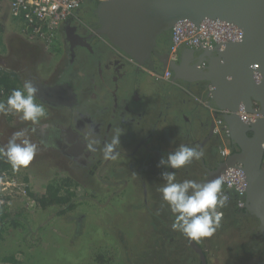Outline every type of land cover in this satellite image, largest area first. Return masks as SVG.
<instances>
[{"label": "rangeland", "instance_id": "obj_1", "mask_svg": "<svg viewBox=\"0 0 264 264\" xmlns=\"http://www.w3.org/2000/svg\"><path fill=\"white\" fill-rule=\"evenodd\" d=\"M0 6V15L5 16L3 21L0 18L4 27V34L0 39L3 43V47L0 46V65L19 71L22 84L27 80L28 65L33 69L31 73L38 79L50 74L52 70L58 73L59 66L60 71H63L67 61L62 60V65L61 62L55 65L60 61L61 51L56 53L58 49L48 48L41 41L24 34L19 21L11 19L8 0L1 2ZM82 13L78 12L79 15ZM61 36L63 40V33ZM59 42H62L61 39ZM91 71L93 69L89 67V72ZM20 116L21 114L13 113L12 117L0 120V141L6 146L13 133L27 129V138L39 145V151L26 168L14 170L15 173L28 177L31 191L40 195L46 193V186L50 182L63 181L66 177L78 182L71 186V190L76 193L75 207L70 210L74 217L67 221L66 215H55L58 205L41 210L37 201L29 195L19 197L12 207L23 212L26 223L6 226L7 231L0 238V257L14 254L16 261L13 264H179L180 255L186 251V246L178 237L175 238L173 248L164 245L166 236L163 237L160 226L163 219H173V214L159 191L166 184L161 174L164 171H174L177 182L189 179L202 183L204 171L200 160H194L180 169L158 167L161 158L166 159L168 155L162 151L167 147L177 149L180 145L160 146V142H152L151 147L160 148V153L148 160L140 154V159L137 156L128 161L126 156H122V152L130 151L128 148L131 144L132 148L135 147L136 138L140 135L152 136L154 131L144 132L142 124L145 122L139 125L137 121L121 114L117 117L113 131L104 139L106 124L103 121L109 118L104 112L99 115L100 122L96 126L95 136L99 143L94 146V156L74 159L57 146L41 141L37 129L32 131L33 124L23 121ZM46 119H42L41 123ZM121 122L123 128L120 127ZM116 128L124 131L120 138L121 146L117 149L120 155L116 160H106L102 149L111 141ZM38 129L41 131L40 127ZM172 133L176 134L177 131ZM213 146L217 148L215 144ZM143 175L147 177L145 181L142 179ZM140 185L145 186V191L149 193L147 205L143 204V187ZM243 229V226H233L231 230L228 228L219 233V236L224 237L222 244L226 248H247L240 247L247 238L242 239L237 234ZM215 234L216 232L204 237L205 241H210V248L222 246L220 242L211 239ZM131 243L136 247L134 251L129 250ZM216 249L208 257L209 264H230L226 262V250L221 247ZM249 251L253 257L242 254V259L238 260L244 264H256L257 259L263 256L254 248ZM0 264L8 263L0 261ZM181 264L191 263L185 258Z\"/></svg>", "mask_w": 264, "mask_h": 264}, {"label": "water", "instance_id": "obj_2", "mask_svg": "<svg viewBox=\"0 0 264 264\" xmlns=\"http://www.w3.org/2000/svg\"><path fill=\"white\" fill-rule=\"evenodd\" d=\"M96 13L97 33L104 35L128 64L144 65L156 50L160 36L181 20L199 23L205 18L220 19L242 29L241 41L228 43L215 56L208 57L211 51L203 53L201 61L208 57L205 69L197 65L185 68L184 56L193 57V49L181 52L184 65L171 59L169 52L162 59L174 73L179 68L185 70L184 79L206 81L212 86V103L224 111L229 136L240 152L211 170L207 182L221 178L228 166L242 164L247 178L245 208L259 220L264 237V0H108L98 4ZM59 88L46 90L56 94ZM62 89L72 96L71 87L65 85ZM241 105L247 112H259L261 116L246 123L238 114ZM187 239L201 264H207L202 247L195 239Z\"/></svg>", "mask_w": 264, "mask_h": 264}, {"label": "flooded vegetation", "instance_id": "obj_3", "mask_svg": "<svg viewBox=\"0 0 264 264\" xmlns=\"http://www.w3.org/2000/svg\"><path fill=\"white\" fill-rule=\"evenodd\" d=\"M97 6L81 8L82 10L80 9V12H83L82 15L69 18L64 22L63 40L60 38L62 42H60L61 53L59 56L61 57L60 61L55 64L57 66L62 60L67 61L63 71L58 70V73H56L57 71L54 72V70H52L47 80H37L31 72H28L26 75L27 79L32 80L34 85L39 89L37 96L43 101L44 105H46L48 116L41 130L44 141L47 145L57 146L74 159L81 157L90 158L94 156V151L89 149L88 143L93 138L98 140L95 136L97 134L96 126L100 122L99 115L102 112H107L109 116L107 120L103 121L104 125L106 124L104 139H107L108 134L113 131L117 117L121 114H125L128 117L131 116V118L135 121L137 120L136 123L139 124L141 121H139L140 113L138 111L144 103V98H141L137 89L140 90L145 88L148 84L153 88L159 86L166 87L163 83L167 82V78L164 77L167 68H169L171 75H173L171 76L173 83L183 88H188V85L191 87L190 84L199 86L206 82H193L184 79L182 76L186 75L185 70L183 72L179 68L178 72L174 73L172 68L164 62L162 58L169 52L168 50L170 48L171 36L169 32L160 36L156 50L146 59L144 65L131 62L128 64L122 53L113 49L114 47L106 40L104 35L97 33L99 27L96 13ZM216 53L217 52H212L208 57L215 56ZM204 55L203 53H194L193 57H187L185 55L184 57L187 58L185 68L188 65H197ZM181 56L177 60L178 65H184V57L182 58ZM208 57L204 59L208 61ZM63 62H61V65ZM89 67H91L93 71L89 72L87 70ZM121 69L123 70L122 72ZM90 73L95 75L90 78L94 90L105 87L113 90L114 85L117 90V87L119 88L120 86V88H123L127 83L132 86L131 88H135V90H133L132 94L128 95V98L120 97V99H118L114 96V103L110 104L111 97H102L95 92L90 95L81 90L80 84L87 79ZM73 78L78 79L79 83ZM39 85H41V87ZM65 85H68L69 88L71 87L72 96L71 93L68 95L63 91L64 89H62V87ZM46 87H60V91L57 90L56 94H52L46 90ZM156 90H158L157 93H164V90H159L158 88H156ZM112 94L115 95L116 93L114 92ZM208 98V102L213 104L210 93H208ZM160 100L161 98L158 101ZM151 101L155 102L156 98L152 97ZM166 101L168 100L165 99L161 102ZM203 101L205 104L208 103L205 99ZM212 108L220 113L224 112L215 105ZM53 115L60 116L59 122L53 121ZM122 126L123 122L120 123L121 128H123ZM206 129L205 135L207 136L205 138L203 137V139H198L199 146L197 147L201 150L204 148V145L210 147L212 142L219 137V135L214 133L213 121L209 122ZM227 139V144H230V149L232 151L231 155L239 153V146L233 143L230 136ZM225 160H227V158H223L221 149L218 145L217 148H213L210 160L203 156L200 159L204 171L202 183L207 182L209 172L216 169L218 165ZM245 206L237 207L234 219L242 220L243 218L250 217L252 223H255L254 228L258 229L257 235L263 237L258 226L259 220L251 211L247 210ZM262 240L264 242V237ZM257 252L263 254V256L257 259L256 264H264V250H257ZM246 254L253 257L251 251Z\"/></svg>", "mask_w": 264, "mask_h": 264}, {"label": "clouds", "instance_id": "obj_4", "mask_svg": "<svg viewBox=\"0 0 264 264\" xmlns=\"http://www.w3.org/2000/svg\"><path fill=\"white\" fill-rule=\"evenodd\" d=\"M89 1H86L82 7ZM168 32L171 36V32ZM38 91L32 80H25L22 87L12 90L5 102H0V111L5 114L10 112L21 114L20 118L23 121H30L34 126L40 125L42 119L47 118L48 113L45 105L37 102ZM211 105L214 106V104ZM223 113L214 114V128L217 117L224 119ZM27 131V129L16 131L7 145L0 148V155L6 157L14 170L26 168L39 151V145L27 138ZM32 131L35 132L36 128L33 127ZM123 133L121 128L115 129L111 141L102 149L104 159L116 160L119 157L120 153L117 149L121 146L120 138ZM224 136L228 138L229 133L221 132L220 137L224 139ZM98 143V140L91 139L88 143L89 149L95 151L94 146ZM226 146L230 149V144ZM222 148H220L221 154ZM203 156L204 152L200 148L181 144L175 151L169 153L166 159L162 157L158 167L180 169L194 160L199 161ZM227 157L223 156V158ZM161 175L166 184L159 191L174 215L171 225L173 231H178L192 239L212 236L221 225L223 213L220 209L225 208L229 201V196L224 191L223 179L218 177L205 183L189 179L177 182L174 171H164ZM228 188L231 189L232 185L228 184Z\"/></svg>", "mask_w": 264, "mask_h": 264}, {"label": "built area", "instance_id": "obj_5", "mask_svg": "<svg viewBox=\"0 0 264 264\" xmlns=\"http://www.w3.org/2000/svg\"><path fill=\"white\" fill-rule=\"evenodd\" d=\"M86 1L88 0H8V3L11 15L18 19L24 34L31 39L41 41L48 48H55L59 44L63 23L74 17ZM170 32V58L174 60H178L183 48L193 49L200 54L205 51L219 52L223 51L228 43L238 42L243 38V31L237 25L211 18H205L199 23L189 20L178 21ZM197 67L205 69L207 61H201ZM164 77L171 78L169 69L165 71ZM238 114L246 123L255 122L261 116L259 112H247L244 105L240 106ZM214 132L229 133V127L223 117H217ZM230 154L229 148H222L224 157ZM221 178L224 181V190L229 189L228 184L232 185L230 190L238 196V207L245 206L247 178L242 165L228 166L221 174ZM29 187L30 184L25 178L14 171H3L0 168V207L14 209L12 207L14 202L19 197L28 195Z\"/></svg>", "mask_w": 264, "mask_h": 264}, {"label": "crops", "instance_id": "obj_6", "mask_svg": "<svg viewBox=\"0 0 264 264\" xmlns=\"http://www.w3.org/2000/svg\"><path fill=\"white\" fill-rule=\"evenodd\" d=\"M75 17H79L78 12L76 13ZM0 18L3 21L4 17L0 16ZM62 33H63V25L60 30V38H61ZM55 48L54 50L58 49L56 53H59V51H61L60 44L57 45ZM184 50L188 51L190 49L183 48L181 52H183ZM196 54H200V53L196 52ZM58 70H60V67L58 68ZM87 70L89 71V68H87ZM122 71L123 70L121 69V72ZM16 72L19 73V71H16ZM28 72H33V69L32 67H30V65H28L27 67V73ZM48 76L49 74L48 75L46 74L45 76H43L42 79L37 78V80H47ZM93 76L95 75L90 73L87 76V79L85 81H82V83L80 84L81 90L83 92H87L90 95L91 93L95 92L96 94L102 97H111L110 104L114 103V96L117 97L118 99H120V97L128 98V95L132 94L133 90H135V88H131L132 86H130L128 83H127L128 85L125 84L126 86L125 87L123 86V88H120V86L119 88L117 87V90L115 89V85H114L113 90L116 93L115 95L112 94L114 93L113 90L108 89L107 87L99 88V90H94L92 81L90 80V78ZM73 79L79 83L78 79H75V78ZM163 84H165L166 87L164 86L156 87L159 90H164V93L162 94L157 93L158 90H156L155 87L153 88L149 86V84L146 85L145 88H142L140 90L137 89L141 98H144V103L142 104L141 109L138 111L140 113L139 121H141L139 125L145 122L144 124H142L143 129H144L143 131L146 132L147 130L148 131L152 130L154 131V133L152 136L150 134L140 135L139 137L136 138L137 143L135 147L132 148L131 146L133 144H131L130 147L128 148L130 151H127V153L122 152V156H126L128 161L131 158L134 160L135 157L137 156H138V159H140L141 155H143L144 158L148 160L149 158L154 157V154L160 153L161 152L160 148L154 149L153 147H151L152 142H154L155 144L157 142H160V146L161 145L176 146V145H181V144L187 145L190 147L199 146L198 139H203V137L205 138L207 136L205 135L207 131L206 129L207 125L209 124L210 119L211 121H213L214 114L218 112L217 110H214L212 108L213 106L210 104V102H208L209 101L208 93L210 92L212 88L208 83L205 82L199 86L190 84L191 87L188 85V88H189L188 90V88H183L180 85L173 83L172 77H171L167 79V82ZM152 97L156 98L155 102L151 101ZM160 98L161 100L158 101ZM165 99L168 101L161 102L162 100H165ZM204 99L208 103L205 104V102L203 101ZM37 102L41 103V101H39L38 99H37ZM45 108H46V105H45ZM105 113L108 115L107 112ZM17 119H18V116H16V120ZM52 119L54 122H59L60 116L53 115ZM43 125L44 123H40V125L38 126L33 125V127L37 129L39 133L38 137L42 139L41 141H44V139L42 137L41 131L38 128L40 127L42 130ZM190 127H194L195 131L193 135L188 133V129ZM172 131L175 133L177 131V133L173 134ZM220 134L221 133H216V135H219V137H217V139H215L214 142H212L210 147L204 145V148L202 149L204 152V157H206L208 160L211 159L213 148H215L213 144H215L216 147L218 145L219 148L227 147L226 145L228 143V139L225 136H224V139H222L220 137ZM195 137H198V138H195ZM169 141L171 144L168 143ZM221 141L223 142L221 143ZM0 144L2 147L5 146L4 142L2 143L0 141ZM175 150L176 149L167 147L162 152L169 154Z\"/></svg>", "mask_w": 264, "mask_h": 264}, {"label": "trees", "instance_id": "obj_7", "mask_svg": "<svg viewBox=\"0 0 264 264\" xmlns=\"http://www.w3.org/2000/svg\"><path fill=\"white\" fill-rule=\"evenodd\" d=\"M1 2L3 3L4 1L0 0V5H1ZM97 5H98V2L93 0V1H90L89 3H86L82 7V9L88 6L96 7ZM79 11L80 9L77 12ZM1 13H2V8L0 6V14ZM11 17H12L11 19L18 22V19L16 17H13L12 15ZM3 34H4V27H3L2 22L0 21V39L2 38ZM0 46L3 47L2 41H0ZM21 81H22V75L20 73L13 71L11 69L5 68L0 65V102H5L8 96L11 94L13 89L22 87L23 84L21 83ZM37 99L41 101V103H43V101L38 96H37ZM12 114H13L12 112L5 114V112L0 111V120L3 117H8V116L12 117ZM188 133L193 135L194 127H190L188 129ZM0 148H2L1 144H0ZM0 168L3 171H14L11 164L7 161L6 157L3 155H0ZM22 178H25V180L28 181V177L22 176ZM146 178L144 175L142 176L143 181H145ZM62 180L64 182L63 181L50 182L46 186L47 187L46 193L42 195L31 191L29 187L27 188L28 195L37 201L38 203L37 205L41 208V210H47L50 206L58 205L59 208L56 211L55 215H59L58 213L64 214L67 216V221H71L74 217V213L73 214L70 213V210H72L75 207V201H76L75 200L76 193L74 190H71V186H73L72 184H77L78 182L71 180L69 177L63 178ZM140 187H143V191L140 190L142 194V198H143V204L147 205L149 203L148 200L150 199V197L148 196L149 193L146 192L147 190L145 186L140 185ZM224 191L229 196V201L227 205L225 206V208L220 209V211L223 212V218L221 220V225L216 230V234L211 239H213L214 241H217V243L220 242V244H222V240L224 237L219 236V233L227 231L228 228H230L231 230L233 226L235 227L243 226L244 227L243 231L237 234H240L239 236L242 239L247 238L244 243L240 244L241 245L240 247L243 248V247L248 246L247 248L235 249V248H228V246L226 248L223 244L222 246H218V247L224 248L226 250L225 253L226 255H228V257L226 258L227 263L244 264L243 262L239 261L242 259V257L240 256L242 254L245 255L246 254L245 252H249L250 248H254L256 251L264 250V242L262 240L263 237L261 235H257L258 229L254 228L255 223H252V219H250V217L243 218L242 220L234 219V215L238 207L237 205L238 196L235 194L233 190L227 189ZM152 211L153 210H151V212ZM22 214L23 212L16 210V209H9L8 207H0V238H3L4 232L7 231L6 226H17V225H22L23 222L26 223V220L24 219ZM173 221H174V215H173L172 221H167L166 219H163V222L161 221L160 226L162 227L163 237L166 236L164 240L165 241L164 245L172 246L173 248L175 238L176 237L181 238L184 245L186 246V251L182 252V254L180 255L179 264H181L185 258H187L191 264H201L199 254L191 247L187 237L178 231H173L171 227ZM247 226L250 228H248ZM169 235H172V236H169ZM234 235H236V233H234ZM195 241L202 247L208 259L207 264H209L210 263V260L208 258L209 255L214 254V252L217 251L216 248L218 247L210 248L209 247L210 241H205L204 237L195 239ZM148 246L149 245H146V247ZM134 249H136V247L135 245L131 243L129 250L134 251ZM0 261H2L3 263L13 264L16 261L15 255L14 254L4 255L0 257Z\"/></svg>", "mask_w": 264, "mask_h": 264}]
</instances>
